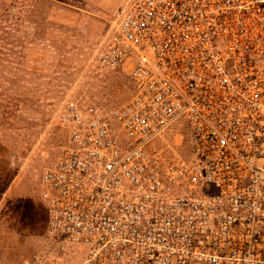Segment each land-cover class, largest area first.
Instances as JSON below:
<instances>
[{"label":"built area","instance_id":"2783aa9c","mask_svg":"<svg viewBox=\"0 0 264 264\" xmlns=\"http://www.w3.org/2000/svg\"><path fill=\"white\" fill-rule=\"evenodd\" d=\"M98 62L131 95L59 112L20 264H264V0H128Z\"/></svg>","mask_w":264,"mask_h":264},{"label":"rangeland","instance_id":"374dc122","mask_svg":"<svg viewBox=\"0 0 264 264\" xmlns=\"http://www.w3.org/2000/svg\"><path fill=\"white\" fill-rule=\"evenodd\" d=\"M127 1L0 0V264L48 245L40 177L65 141V104L108 110L131 95L128 74L98 62ZM82 259L67 252L64 264Z\"/></svg>","mask_w":264,"mask_h":264}]
</instances>
